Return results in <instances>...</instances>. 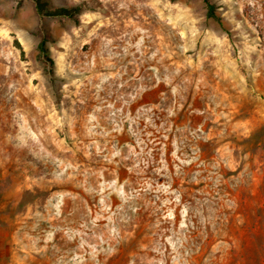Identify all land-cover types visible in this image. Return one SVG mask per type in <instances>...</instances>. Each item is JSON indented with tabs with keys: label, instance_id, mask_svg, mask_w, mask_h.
<instances>
[{
	"label": "rangeland",
	"instance_id": "1",
	"mask_svg": "<svg viewBox=\"0 0 264 264\" xmlns=\"http://www.w3.org/2000/svg\"><path fill=\"white\" fill-rule=\"evenodd\" d=\"M0 264H264V0H0Z\"/></svg>",
	"mask_w": 264,
	"mask_h": 264
},
{
	"label": "trees",
	"instance_id": "2",
	"mask_svg": "<svg viewBox=\"0 0 264 264\" xmlns=\"http://www.w3.org/2000/svg\"><path fill=\"white\" fill-rule=\"evenodd\" d=\"M55 14H60V15H67L68 14V10H61Z\"/></svg>",
	"mask_w": 264,
	"mask_h": 264
}]
</instances>
